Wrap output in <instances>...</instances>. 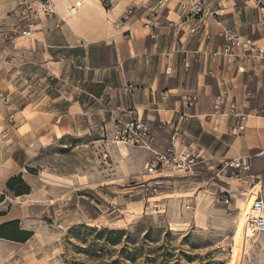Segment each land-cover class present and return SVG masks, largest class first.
<instances>
[{
	"label": "crops",
	"instance_id": "crops-1",
	"mask_svg": "<svg viewBox=\"0 0 264 264\" xmlns=\"http://www.w3.org/2000/svg\"><path fill=\"white\" fill-rule=\"evenodd\" d=\"M201 1L219 10L223 24L260 39L252 2ZM80 3L82 7L84 1ZM93 3L82 12L80 7L72 21L63 17L65 22L57 28L42 24L33 30L35 36L27 46L34 52L32 61L46 69L41 80H46L43 86L51 92H38L39 98L21 107L0 103V197L7 196L0 207L8 200L24 206L45 199L42 184L27 170L37 146L92 132L103 135V130L112 138L120 119L149 123L155 151L175 145L201 155L210 167L238 156L264 160L256 155L264 150V117H250L245 131L236 134L231 118L213 113L219 96L226 100L224 111L231 103L248 110L264 106V66L249 64L238 71L230 63L212 60L210 52L223 45L222 29L213 18L206 28L193 32L198 23L178 11V0H168L162 7L156 0H114L110 8L101 0ZM27 58L31 60L30 55ZM21 78L27 83L30 79ZM4 83L11 95L12 91H38L8 77ZM191 98L194 105L188 107ZM185 113L191 116L181 120ZM124 149L135 151L130 146ZM140 152L144 157L133 162L136 171L153 156L146 149ZM18 174L31 186L30 194L5 193L8 180ZM24 216L19 209L2 208L0 227L19 221L26 230ZM18 244L0 237V253Z\"/></svg>",
	"mask_w": 264,
	"mask_h": 264
},
{
	"label": "rangeland",
	"instance_id": "rangeland-1",
	"mask_svg": "<svg viewBox=\"0 0 264 264\" xmlns=\"http://www.w3.org/2000/svg\"><path fill=\"white\" fill-rule=\"evenodd\" d=\"M63 1L80 8V0ZM113 1L101 0L107 8ZM56 3L63 4L0 0L2 105L21 107L39 98L38 92H47L46 80H41L46 69L32 61L34 52L27 45L35 26L57 28L65 22L68 15ZM24 30L31 34L25 36ZM6 77L38 91L11 95ZM137 120L120 119L117 128ZM116 131L112 138L103 130V135L92 132L36 147L27 170L42 184L45 199L24 206L8 200L0 207L22 211L26 231L32 232L26 242L2 248L0 264H264V233L250 223L252 202L264 180L262 158H254L249 175L223 161L210 167L205 160L193 173H150L152 158L136 171L133 162L149 149L116 141ZM6 197L1 195L0 203Z\"/></svg>",
	"mask_w": 264,
	"mask_h": 264
},
{
	"label": "built area",
	"instance_id": "built-area-1",
	"mask_svg": "<svg viewBox=\"0 0 264 264\" xmlns=\"http://www.w3.org/2000/svg\"><path fill=\"white\" fill-rule=\"evenodd\" d=\"M111 1V0H110ZM168 0H156L157 6H164ZM236 4H247L252 2L253 7L258 13L257 27L262 32L260 39H254L249 35L242 34L237 28L223 24L218 19L219 10L213 9L201 0H178V11L184 16L196 20L198 26L192 28L196 31L200 27L206 28L208 21L213 18L218 26L221 27L220 33L223 38V45L216 50L210 52L212 60H222L232 64L238 71H243L245 65H252V67L261 68L264 66V0H229ZM218 5H221L220 3ZM45 13L52 14V10L47 4L44 5ZM133 8L127 10V15L123 18L126 19L128 15L132 14ZM31 30H24L23 34L29 36ZM3 96V94H0ZM5 99H8L7 97ZM226 100L220 96L214 104V114L226 115L233 121V131L236 134H241L245 131L247 122L250 117H264V106L248 110L243 105L231 103L227 110L224 111L223 107L226 106ZM194 98L187 101L188 107H193ZM189 113L183 114L181 120L189 118ZM121 128H118L114 136L116 141L126 144H136L146 146L153 153L150 163H148V171L162 173H191L193 172L201 160H204L201 155L189 151L179 150L175 145H171L163 151H155L152 148L154 137L151 133L149 123L140 120L131 123L121 122ZM264 158V150L256 154ZM254 156H238L230 160H224L222 165L231 167L241 173L248 174L253 166ZM253 176V175H250ZM156 190V189H155ZM252 208L255 211L251 218V227L258 233H264V180L261 181L256 198L252 202Z\"/></svg>",
	"mask_w": 264,
	"mask_h": 264
},
{
	"label": "trees",
	"instance_id": "trees-1",
	"mask_svg": "<svg viewBox=\"0 0 264 264\" xmlns=\"http://www.w3.org/2000/svg\"><path fill=\"white\" fill-rule=\"evenodd\" d=\"M7 188L15 196H22L31 192V186L25 182L22 174L11 177L7 182ZM32 232L22 230L19 221H12L0 227V237L16 242H26Z\"/></svg>",
	"mask_w": 264,
	"mask_h": 264
},
{
	"label": "bare ground",
	"instance_id": "bare-ground-1",
	"mask_svg": "<svg viewBox=\"0 0 264 264\" xmlns=\"http://www.w3.org/2000/svg\"><path fill=\"white\" fill-rule=\"evenodd\" d=\"M62 1V5H63V7H64V9H65V11H66V14L68 15V19H69V21H72V19H74V18H76V16H78V12H77V8H73V6L72 7H70V3H67V2H65V1H63V0H61ZM76 1V0H75ZM80 1H82V0H80ZM59 2V1H58ZM65 2V3H64ZM83 2V1H82ZM57 4V3H56ZM59 4V3H58ZM57 4V5H58ZM90 4H94L93 3V0H85V2L82 4L83 6H82V9H81V12H82V10L86 7V6H88V5H90ZM60 6H62L61 4H59ZM80 5V7H81V4H79ZM59 7V6H58ZM79 7V6H78ZM77 9V10H76ZM87 9V8H86ZM86 9H84V10H86ZM85 12V11H84ZM77 20V19H76ZM75 20V21H76ZM71 23V22H70ZM69 23V24H70ZM72 24H74V22L72 23ZM253 212H254V214H255V211L253 210Z\"/></svg>",
	"mask_w": 264,
	"mask_h": 264
}]
</instances>
